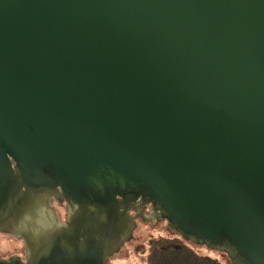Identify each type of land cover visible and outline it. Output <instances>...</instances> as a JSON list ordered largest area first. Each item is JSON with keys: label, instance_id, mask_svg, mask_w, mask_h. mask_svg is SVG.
Here are the masks:
<instances>
[{"label": "water", "instance_id": "water-1", "mask_svg": "<svg viewBox=\"0 0 264 264\" xmlns=\"http://www.w3.org/2000/svg\"><path fill=\"white\" fill-rule=\"evenodd\" d=\"M136 219L264 264V0H0V264H108Z\"/></svg>", "mask_w": 264, "mask_h": 264}, {"label": "rangeland", "instance_id": "rangeland-1", "mask_svg": "<svg viewBox=\"0 0 264 264\" xmlns=\"http://www.w3.org/2000/svg\"><path fill=\"white\" fill-rule=\"evenodd\" d=\"M54 210L58 214H61V212H65L66 207L63 206L60 208V206H57L54 208ZM145 212L149 214L150 207H148ZM131 215H135V213H132ZM167 226V222L163 220L160 221L157 226H153L150 223L136 219V227L138 228L134 230L133 237H136L137 239L135 241L134 239H131L129 242L125 243L122 249L119 251V254H115L109 259L108 264H146L147 257L149 255L150 241L157 240L161 237L166 239L179 238L200 255L217 259L223 264H231L229 258L225 254L210 250L206 246H198L190 242H186L175 231L167 228ZM24 247L25 244L23 240H15L10 235L0 233V255L3 258L8 259L13 256H24Z\"/></svg>", "mask_w": 264, "mask_h": 264}, {"label": "trees", "instance_id": "trees-1", "mask_svg": "<svg viewBox=\"0 0 264 264\" xmlns=\"http://www.w3.org/2000/svg\"><path fill=\"white\" fill-rule=\"evenodd\" d=\"M146 264H223L217 259L203 256L181 239L159 238L149 243Z\"/></svg>", "mask_w": 264, "mask_h": 264}, {"label": "flooded vegetation", "instance_id": "flooded-vegetation-1", "mask_svg": "<svg viewBox=\"0 0 264 264\" xmlns=\"http://www.w3.org/2000/svg\"><path fill=\"white\" fill-rule=\"evenodd\" d=\"M57 206H60V208L61 207H63V206H65L66 207V210H65V212L64 213H62L61 212V214L59 213L58 215H59V218L61 219V221L62 222H66L67 221V218H68V211H67V203H63L62 205L58 202V201H54V203H53V207L54 208H56ZM63 209V208H62ZM64 215V216H63ZM1 256V255H0ZM22 256V255H21ZM18 257H20V256H18ZM23 257V258H22ZM22 257H20L23 261H25L24 260V256H22ZM1 258L2 259H5V258H3L2 256H1Z\"/></svg>", "mask_w": 264, "mask_h": 264}]
</instances>
